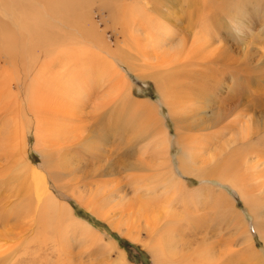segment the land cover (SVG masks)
Segmentation results:
<instances>
[{"label": "rangeland", "instance_id": "obj_1", "mask_svg": "<svg viewBox=\"0 0 264 264\" xmlns=\"http://www.w3.org/2000/svg\"><path fill=\"white\" fill-rule=\"evenodd\" d=\"M112 1L113 0H0V24L4 22L8 27H11L12 29L10 31L13 33V37L10 36V38L12 37L15 39L13 40L11 38L8 40L10 32L7 34L4 32L5 30L3 31V29L6 28L0 27V182L2 183V186H0V201L2 202L3 200V203H6L5 205L9 211L8 213L13 216L12 220L8 222L9 224L7 223L8 225L6 228H4V225L0 222V264H8L7 260L12 261L9 264H115L116 262V264H157V250L159 249L154 246L155 236H152L153 234L149 232L145 223L138 222L134 227H129L130 230L128 226L126 227L122 222H120V226L115 225L112 227L98 212L92 209L89 210L83 205V202H80L77 197H75V194L78 193L79 190H83L97 196H104L107 194L106 198L110 199L109 197L115 194L110 193L115 190L114 187L122 186L128 196V200H130L135 194L131 186V180L134 178H142L144 184H149L156 180V189L158 193H160L163 189L159 183L160 173L157 171L163 170V168H161V166L159 167L158 157H156L154 153L161 147L162 140H160L159 143L157 142V134H167V139L168 134L169 137H171V165L178 171L180 166L179 157L181 155H184L187 150L195 152V150H198L199 146L201 147L206 144L204 137H209L211 133L220 131L218 128L213 131H204L203 129L205 126H200L199 118H197V124L199 125L196 124L195 127L202 131L198 130L193 132L190 145L192 149H187L186 146L183 145H176L178 137L180 138L181 135V141L184 135L189 131L184 132L183 128H177L178 124L176 118L172 115L169 106L163 101V95L157 85L149 77L155 72V69H153L154 66L151 67V65H153L152 63L156 61L152 59L155 57L154 53H152L153 55L146 56L149 57L150 61L139 52L129 47V44L134 46L136 42H142L145 44L146 48L147 46L150 48V52L154 51V47L151 46L152 37H149L151 33L148 34L146 30L145 33H143L142 30H138V28H147L144 22L145 19L139 21L137 25H135L136 21L141 19H134L130 24H127V22L124 23L121 19H114L111 21L108 17V12L106 9H103V7L105 4L111 5ZM216 1L219 2L220 0H143L138 6H144L146 2L150 4L148 7L150 8L149 10L151 12L149 11V13L151 15L148 17L145 15L147 17L145 18L150 19V21L152 18L159 19V22L171 21V31L173 32H167L165 38L167 39L168 36L172 39L166 44V49H168L170 53L174 52V50L178 49L180 46H182L181 48L184 49V52L186 51L185 53L191 50L194 44L196 45L195 47L199 45L200 48L202 47L203 44H196L194 41V34L196 31L198 32V28H195V26H200V28H202L201 30H211L214 41L216 40L213 42V50L219 51L221 48L223 50L226 46L224 42H228L225 50H229L232 55V61H230L229 67L220 63L215 64L216 61L214 59L211 62H208L209 59H203L201 60L203 61L200 64L201 66L197 68L191 67L197 74H203V72L207 71L211 72V70L215 72L216 75L213 81L216 79L220 81V98L226 97L231 87H234L233 85L237 83H242L244 79H246V81H244L245 84L242 86V90H244L243 87H245V90H248L249 86L252 85V90L255 92V87L261 86L259 92L261 95H264V0H260V10L254 0H248V9L244 14L239 16L238 19L237 17L232 18V16H222V18H220V23L215 25L214 22H206L202 18L207 11L204 9L206 8L205 5L207 3H215ZM71 4L74 5V7L77 6L75 8L77 10L76 14H79L78 16H80V14H89V19L87 20L88 22L86 21L84 24H82L83 21L75 22L73 23L74 25L71 24L73 29L69 31L65 30L61 26L62 24L58 23L62 21L63 14L59 16L57 11L62 8L64 11H67V6H71ZM136 4L137 3L133 2L132 6ZM28 5L36 8L37 12L31 11L28 14ZM124 8L132 9L127 5ZM25 14H27L29 18L24 17ZM56 14L57 18L55 17ZM165 14L166 16H164ZM254 14H258L259 19H253L252 16ZM167 16L168 19H166ZM53 18L57 20L54 21ZM204 19H206V17ZM37 20L39 21L37 22ZM27 22L30 24L28 25L29 27H34L33 29H35V26H38L35 25L36 23L33 24L34 22H41V24H44L43 26L47 27L48 32L53 34V37L56 36V39H60V43L63 38L62 36H67L69 38L67 39L68 45H66V47L63 45V48L59 49L58 43L56 44L51 40L46 43L44 39H41V36H44L42 31L45 32L46 29H43V27L39 28V26L37 27L38 32L36 31V34L34 33L35 39L28 33L26 34V31H23L24 35L21 36V34H19L20 30L16 32L18 28L17 25H19V23L24 25ZM57 25L60 26L56 27ZM130 25L135 26L137 29L133 27L135 29L133 30ZM157 26L159 27L158 24H155L153 27L158 28ZM59 28H62V31H60ZM77 28L82 31L81 34H77ZM91 28L93 31H90L92 30ZM86 31L87 34L82 35ZM149 31L155 32L152 27ZM68 32L71 34L69 35ZM37 33L40 35H37ZM96 34L105 40L104 43L108 45V49L103 47L104 43L103 45L102 43L99 44V42H101L100 38L92 36ZM129 37L132 43L129 42ZM136 38L141 40H136ZM144 38L146 39L144 40ZM37 39L43 41L44 45L38 46L35 43ZM94 39L98 41V45H95ZM183 40H185V44ZM203 40H205L204 37ZM219 40L222 41V44H220ZM10 41L11 44L13 43V46L10 45L12 47L11 49L8 43ZM149 48L147 49L149 50ZM200 51H202V49ZM121 54L131 59L136 70H131L127 63H123L120 60L121 58H118ZM236 60H240L244 63V71H240L236 64ZM48 67L53 70L52 77L50 74L44 77L42 73L43 68ZM64 68L67 69L65 70ZM69 68L71 70H69ZM86 68L90 73L94 74H92L94 76L92 81L95 80L100 83V91L97 93L95 92V96H93L92 99L89 98L86 106L82 109L80 105H77L78 103L76 105L69 103L70 100L67 98L68 93L64 89V85H67V81L70 78L68 75L70 71L77 69L75 70V74L79 76ZM113 68H116V70L120 72L118 74L119 76L114 74ZM247 69H249V72ZM253 73H256L255 76H253ZM110 74L115 75L116 81H118L115 90L121 89L118 93L120 94L118 100H120L117 101L116 105L113 103L107 104L109 99L106 97L109 98L111 96V86H109V84H112V82L108 81L110 80L108 79V77L110 78ZM249 74H251L250 78L248 77ZM140 75H142L144 79H140ZM104 77H107L106 80ZM102 78L106 84L104 81L101 82ZM60 79H62L64 83L61 82ZM250 81H252L254 86ZM48 84H50L51 87ZM38 85H47L44 87L45 90L51 88L48 89V91L46 90L48 94L43 93L46 94L45 96L46 98L48 97V100H60V96H64L65 98H62L68 101L67 107L65 106L62 108V104H56L53 106L54 108H48L50 101L46 100L43 102L44 105L42 109H44L41 110V108H38L45 113L44 119L46 117L45 122H43V128L44 130L46 128L47 131L43 130L47 143L45 146H51L49 148L53 147L52 149H54L56 155L54 160L56 159L57 163L64 164L63 160L66 158V155H70L71 152L78 153L74 155L77 158L70 155L73 161L71 159V161L65 163L64 168L59 169L61 173V184L58 185L51 178H46V185L50 192H53L51 193L55 195L54 197L57 200L70 208V213L75 217L74 219L77 218L83 224H87V226L89 228L91 227L92 230L97 233L98 237L101 238V242L92 246L83 240L84 238L82 237H84V234L82 235V233L88 231V229L81 226L80 228L78 227L79 230L72 229L73 231L71 230L67 233L69 243H67L68 241L64 243L57 239L58 237H53L52 232H41L39 228L42 227L37 221L39 218L37 216L40 211V206L36 203L37 200L32 198L31 191L27 188L28 190H23V193L19 192L13 195V193H9L7 188L13 187V184H9L10 182L7 178L6 184L3 183L4 179L2 178V174L4 175L9 169L12 171L14 166L9 151L11 149V142L15 140L17 135L20 139L23 133L24 136H26V154L29 161L36 166L42 165L43 147L42 145L36 144L34 130L35 121L33 119L34 113H31V106L34 103L31 102L34 99L31 95V89L35 87L38 89V93L41 94L42 88ZM50 90H52V92H49ZM59 90L61 91L57 93ZM235 90L233 94L236 93ZM63 93L67 94L63 95ZM56 94H60V96ZM114 95L116 96V93ZM39 99L38 95V99L34 101L36 102ZM97 101L107 104L106 107L102 105L99 110H96L94 103ZM56 106H60L61 108H57ZM228 106L229 104L222 105V107L225 108ZM70 108L73 110L70 111ZM206 111L210 113V110L207 109ZM61 112L63 114H61ZM72 112L75 116L72 115ZM60 114L62 116L64 115V117L68 116L67 119H62ZM88 114L96 118L102 114V116H104L103 119L109 122V129H106L103 133L101 132V135L103 134L104 139L109 141L107 146H109L111 151L108 155L110 154L111 156L107 154L102 156L104 154L100 155L101 152L99 153L98 150V152L95 151L88 155V149L85 145L82 146L80 141H82L85 138L84 135L87 134V132L82 131V129H84L83 127H85V125H83L85 122L83 124L77 122H80L83 116L86 118ZM209 115L210 114H208V116ZM47 116L49 118H47ZM67 120H71V122ZM150 121L152 124H150ZM67 122L69 123L67 124ZM57 128L58 132L56 133L55 129ZM23 129H25L26 132H22ZM74 130L76 132H74ZM237 134L238 129L226 133L222 142L225 141L226 144L231 142V140L237 137ZM58 135L63 140L61 139L58 141V139L55 138ZM262 136L264 138V134ZM50 137L53 138L54 141ZM78 137L82 139L80 138L78 143H74ZM199 140L201 145H199ZM50 142L54 144L57 143L58 145L55 144L56 146H54V144ZM255 142H257V139ZM217 145L218 147L223 146L221 143H217ZM217 145L213 147L210 146L209 149L199 153V158H204V160L199 163L200 165L204 164L205 159L214 153V149ZM106 158H110L109 161L115 164H113V168H110V162H105V160H108ZM97 164L104 168L99 170ZM71 173H73V175ZM11 175L12 178L15 179V183L23 180L20 175ZM11 175H9V178L13 181ZM207 175L205 177L206 182L191 175H180V177L182 176L181 180L187 187L186 194H188V198L184 200V197L178 198V201L174 203L176 214H174V216L170 215L168 220H170V218L174 219L172 221L170 220L171 222L169 224L167 220L164 221L165 223L163 222V225L161 224V228H169V225L172 223L170 228L174 231L173 243L178 245L179 249H182V252H193L196 249L198 251L200 247L202 250H211V254L213 255L212 264L214 262H217L216 264H251L250 262L248 263L250 253L245 251L249 246L253 247L257 253L260 252L264 260V233H262L264 228L261 230L256 228V218L251 212V208L243 201L240 192L236 188L222 182L217 177H207ZM157 180H159V182ZM256 189L253 191L252 195L262 202V207L264 208V192L260 193V190ZM18 194L21 195L17 196ZM23 194L25 197H31V201L28 205H31L29 212L32 216L23 214L22 212L24 211H19L23 208ZM8 202H12V210L9 208ZM23 205L25 204L23 203ZM2 207H0V210ZM16 212L21 214L18 215ZM65 214L66 221H68L67 215L70 214L67 212ZM113 214L114 212H112V215ZM234 214L238 215L239 219H232L234 218ZM35 215L37 219L36 223L34 222L35 220L33 221ZM118 216L120 215L118 214ZM112 220L113 219H111V221ZM261 222L263 224L262 220H260V223ZM13 228H18L19 231H25L21 234L22 239L18 242L8 238L10 233L6 230H13ZM59 228L67 232L65 228L62 229L63 226L60 225ZM61 244L63 246H61ZM63 247L67 248L64 252H62ZM59 248L62 250L59 251ZM212 251L214 252L212 253ZM121 256L124 257V263L118 260ZM253 263L255 262H252V264Z\"/></svg>", "mask_w": 264, "mask_h": 264}, {"label": "bare ground", "instance_id": "obj_2", "mask_svg": "<svg viewBox=\"0 0 264 264\" xmlns=\"http://www.w3.org/2000/svg\"><path fill=\"white\" fill-rule=\"evenodd\" d=\"M68 1H70V0H68ZM142 1L143 0H135V1H133V0H117V1L113 0L111 5L105 4L103 9H106V11L108 12V17H109V19H111V21H113L114 19H121L124 21V23L127 22V24H130V22L132 20L134 21V19L135 20H137V18L141 19V20L136 21L135 25H137V23L139 21H143L145 19L144 22L147 25V28H142V29L138 28V30H142L143 33H145V30H146V32H148V34L151 33L149 37H152L151 38L152 39L151 40V42H152L151 46L154 47V51L150 52V48L148 46H147V48H149V50L146 48L145 44H143L142 42L140 43V42H136V41H135L136 43L134 46L129 44V47H130V49H134L135 51L139 52L143 57H146L148 55H153L152 53H154V56L156 57V58L155 57L152 58L153 60H156L155 62L152 63L153 65L150 64L151 67L154 66L153 69H155V72L152 73L149 77L157 85L158 89L160 90V92L163 95V101L169 106V108L171 109L172 115L176 118V122L178 124L177 128L178 127L183 128L184 132L189 131L184 135V137L181 141H180L181 135H180V138L178 137V140L176 141V145H183V146H186L187 149H192L190 145H191V141L193 138V132L198 131V130L202 131L201 129H196V127H195L197 124V118H199V123L201 124L200 126H202V127L205 126V128L203 129L204 131H213V130H216L217 128L220 129V131H216V132L211 133V135L209 137H204V139L206 140V144L204 146H201V147L199 146L198 150H195V152L192 150H187L184 153V155H181L179 157L180 166H179L178 171H176V169H174L173 166L171 165V159H170L171 137H169V134H168V139H167V134H165V135H164V133L157 134L160 137L159 138L158 136H156L158 138L157 142L159 143L160 140H162L161 141V147L159 148L158 151H155V153H154V155L156 157H158L159 167L161 166V168H163V170H158V171L155 170L158 173H160V175L158 174L160 182H159V180H157L161 184V187L163 189V191H160V193H158V190L156 189V184H157L156 180L153 182H150L149 184H144V182L142 181V178H134L131 180V186L133 187V189L135 191V192L134 191L133 192L135 194L133 197H131L130 200H128V196L126 195V192L122 186L114 187L115 190H113L110 193H115V194H113L111 197H109L110 199L106 198L107 194H105L104 196L103 195L97 196L93 193H87L86 191H83V190H79V192L75 194V197H77V199L80 202H83V205H85L89 210L92 209L93 211L98 212L104 219H106L110 223V225L112 227H114L115 225L120 226V222H122L123 225H126V227L128 226V228L134 227L135 224H137L138 222L145 223L147 225L149 232L151 234H153L152 236H155L154 237V240H155L154 246L158 247V249H159V250H157V254H158L157 264H212V259H213L212 256L213 255L211 254V250H209V249H207V250L203 249L202 250V248L200 247L198 251L196 249L193 252H188V251L182 252V249L180 250L178 245L173 243L174 242L173 241V232L174 231L171 230V228H170V225L172 223L169 225V228H164V229L161 228V224L166 220L168 221V224H169L174 219V218L173 219L170 218L171 221L168 220L170 215L174 216V214H176L174 203L176 201H178V198L184 197L183 200L188 198V194H186V188L187 187L185 186L184 182L181 180L182 176L180 177V175L181 174L191 175V176L200 178V179L205 181V179H206L205 177L208 174L207 177H217L222 182L230 184L232 187L236 188L240 192L243 201H245V203L251 208L250 210L253 213L254 217L256 218V228L260 229V230L264 228V208L262 207V202H260V200L253 197V195H252L253 191L256 188H257L256 190H258V189L260 190L259 191L260 193L264 192V138L262 136L264 134V95H261V93L259 92L261 86L255 87V89H256L255 92H254V90H252L253 89L252 85H250L251 87L248 85L249 86L248 90H245V87H243L244 90H242V86L245 84L244 81H246V79L243 80V78H244L243 77L242 78L243 81L241 80L242 83L239 81L240 85L238 83H237L238 85L237 84L233 85L234 87H231L229 94L224 98H220L221 97V88H220L221 85L219 86L220 81H218L217 79L215 81H213V78L216 75L215 72H213L211 70V72L207 71V72H203V74H199V73L197 74L193 68L194 67L197 68V67L201 66L200 64L203 62L201 60H203V59L204 60L209 59L208 62H211L214 59L216 61L215 64L220 63L226 67H229L230 61H232V57H231L232 55H231V52L229 50L228 51L225 50V47L227 46L228 42L225 43L222 39L224 44H226V46L223 48V50H222V48L219 51L213 50V48H212L213 42H215L216 40L214 41V37L212 36L211 30L210 31L201 30L202 28H200V26H198V27L195 26V28H198V32L196 31V33L194 34V41L196 44H203L202 47L200 48L199 47L200 45L198 47H195L196 45L194 44V46L191 48V50H189V51H187V53H185L186 51L184 52V49L181 48L182 46H180L178 49L174 50V52L170 53V52H168V49H166L167 48L166 44H168V42L172 39L168 36H167V39H165V38H166L167 32H170V33L173 32V31H171L172 30L171 29V21L170 22H167V21L166 22H159L158 21L159 19L157 20V19L152 18L151 21H150V19H146L148 16L151 15L149 13L150 8L148 7L150 4L148 2H146L144 4V6H138V4H140V2H142ZM197 1H199V0H197ZM261 1H263V0H261ZM133 2L137 3V4L135 6H132ZM211 2H213V1H211ZM216 2L211 3V4L207 3L205 5L206 8H204L207 11L203 15L204 17L202 16L203 20H205L206 22H210V23L214 22L215 25L220 23V21H221L220 18H222V16H229V17L232 16V18L237 17V19H238V17L241 16L242 14H244L246 12V10L248 9V4H247L248 0H220L219 2H217V3ZM254 2H256V4L258 6L261 5L260 0H254ZM126 5L130 6L132 9L124 8V7H126ZM71 6H72V9H71ZM71 6L70 5L67 6V11H64L63 8L57 11V14H59V16L61 14H63L62 21H60V22L57 21V22L59 24H62L61 26L65 30H69V31H72V29H73L71 24L74 25L73 23L78 22V21H83V23L82 22L81 23L84 24V22H86L89 19V14L88 15H81L80 14V16H78L79 14H76L77 10L75 8L77 6L74 7V5H72V4H71ZM65 7H66V5H65ZM259 10H260V6H259ZM27 11L29 14V12H31V11L32 12L36 11V8L28 5ZM161 13H162V11H161ZM57 14L55 16L56 18H57ZM121 14H122V16H121ZM207 14H209V15H207ZM145 15H147V17ZM37 16H38V14H37ZM164 16H166V14ZM6 17H7V14H6ZM24 17L27 18L28 15L25 14ZM205 17H206V19H204ZM13 18L15 19L14 16H13ZM252 18L253 19H259V16H258V14H254L252 16ZM166 19H168V16L166 17ZM39 20H41V19H39ZM39 20H37V22ZM53 20L55 21L57 19L53 18ZM37 22H34V23L32 22V23L33 24L36 23L35 25H38L39 28L43 27V29H46L45 32L42 31V33H44V36H41L42 37L41 39H44L46 41V43L50 40L56 44L58 43L57 45H59V49H62L63 45L65 47H66V45H68L67 39H69V38L67 36H65V35L62 36L64 39L62 38L61 43H60V39H56V36L53 37V34L48 32L47 27L43 26L44 24H41V22H39L41 24L40 25ZM1 23H3V24H0V27L6 28V29L2 28L3 31L5 30L4 32H6L7 34L10 32V35L8 37V40H10L13 37V35H12L13 33L10 31L12 28L8 27L6 24H4V22H1ZM155 24H158L159 27L157 26L158 28H154L153 26ZM28 25H30L28 22L24 25H21L19 23V25H17L18 28H17L16 32H18V30H20L19 34H21V36H23L24 35L23 31H26V34L28 33L29 35L33 36L35 39V34H36L38 26H35V29H33L34 27L32 28L31 26L29 27ZM140 25H139V27H140ZM13 26H15V25H13ZM58 26H60V25H57L56 27H58ZM131 27L133 28L135 26L132 25ZM151 27L153 30H155V32L149 31ZM135 29H137V28L135 27ZM135 29L133 28V30H135ZM125 30H127V29H125ZM129 30H132V29H129ZM212 30H213V28H212ZM40 31H41V29H40ZM60 31H62V28L60 29ZM87 31L84 32V34H82V35H86ZM90 31H93V29ZM76 32H77V34L82 33V31L79 28L76 29ZM139 32H141V31H139ZM39 33H37V35ZM46 33L48 34V36ZM70 34L71 33H69V35ZM135 35H137V34H135ZM138 35H140V34H138ZM10 36H12V37L10 38ZM92 36H94L96 38L97 37L100 38L101 42H99V44L102 43V45H103L105 40H103L102 37L97 36V34L92 35ZM88 37H91V36H88ZM135 37H132V38H135ZM203 37L205 40H203ZM12 39L15 40L14 38H12ZM95 39H94V41H95ZM145 39L146 38H144V40ZM184 39H185V37H184ZM88 40H90V39H88ZM130 40H131V38L129 39V42L132 43V41H130ZM136 40H141V39L136 38ZM142 40H143V38H142ZM185 40H183V43L185 42ZM219 41H220V44H222V41L221 40H219ZM8 43H9V48L11 49L12 48L11 46H13L12 45L13 43L11 44V41ZM35 43L38 46L44 45L43 41H40L39 39H37ZM94 43H95V45H98L97 40ZM38 46H37V48H38ZM93 46H94V44H93ZM103 47L105 49L109 48L108 45H106L105 43H104ZM201 49H202V51H200ZM25 50H26V48H25ZM27 50H28V48H27ZM102 51H104V50H102ZM118 58H121L120 60L123 63H127L128 66L131 68V70H136L135 66L131 62V59L126 58L122 54L120 55V57L118 56ZM146 58L148 60H150L149 57H146ZM236 62L235 63L237 64L240 71H244L245 70V69H243L244 63H242V61H240V60H236ZM147 64H149V63H147ZM191 67H193V68L191 69ZM64 69L66 70L67 68H64ZM65 70H64V73H65ZM69 70H71V69L69 68ZM75 70H77V69H75ZM75 70L70 71V73L68 74L70 76V78L67 81V85H64V89L67 91L68 94L67 93H65V94H67V96H68L67 98H69V100H70L69 103H71L72 105L73 104L76 105L78 103L77 105L78 106L80 105V108L83 109L86 106L88 99L89 98L92 99L93 96H95V92L97 93L98 91H100V83L96 82L95 80H94L95 82L92 81V79H94L93 78L94 74L90 73V71L87 68L84 69V71H83L84 74L83 73L80 74L79 72H76V73L80 74L79 76H77L75 74ZM79 70H81V69H79ZM247 70L249 72V69H247ZM113 71L115 72L114 73L115 75L119 76L118 74L120 72H118L116 70V68H113ZM253 71H254V69H253ZM37 72H38V70H37ZM42 73H43L44 77H47L49 74L51 76L53 73V70H52V68H49V67L43 68ZM246 74H248V73H246ZM255 74L253 76H255ZM29 75H30V73H29ZM115 75L110 74V78L108 77V79H110V80L107 79L108 81L112 82V84L109 82L110 83L109 86H111V92H110L111 96L109 98L106 97L107 99H109L107 101V104L113 103L116 105L117 101L120 100V99L118 100V97H120V94H118V93L120 92L121 89L115 90L116 86L118 84L117 83L118 81H116L117 79H116ZM250 75L251 74H249V76H248L249 78H250ZM64 76H65V74H64ZM104 78L106 80L107 77H104ZM140 79H144V77L142 75H140ZM60 80H61V82L64 83V81H62V79H60ZM103 81L104 80L102 78L101 82H103ZM236 81H238V80H236ZM252 81H250V82L252 83ZM104 83H105V81H104ZM48 85H50V84H48ZM38 86H40V88H42L41 94L38 93V89L33 87V89H31L32 94L31 93L30 94L32 95V97L34 99H33V101H31V100H29V101H31L32 103L34 102L33 103L34 105L32 104V106H31V113L32 112L34 113L33 119L35 121L34 130H35V135H36V144L42 145V147H43L42 165L40 164L41 166H36L35 164H32L29 161V159L27 158V154H26V148H27L26 136H24V133H23L21 135V139H20L17 135L15 137V140H13L11 142V149L9 148L10 149L9 152L11 154L8 152L10 157H12L11 160H13L14 166L12 168V171L9 169L5 172L4 175L2 174V178L4 179L3 183L6 184V178H7L10 182L9 184H11V185L13 184L12 185L13 187H7L9 193H13V195H16L19 192L23 193V190L25 191V190L29 189V191H31L32 198L37 200L36 203L38 204V206H40V211H39V214L37 216L39 218L37 220L36 215H35V217H33L34 218L33 221L35 220L34 222L36 223V220H37L40 223L42 228H39V229L41 230V232H44V231L52 232L53 237H56V238L58 237L57 239H59L60 241H63L65 243L68 241V238H67L68 234L67 233H69L72 229L79 230V228L81 226L83 228L88 229V231H85L82 233V235L84 234V237H82V238H84L83 240H85L90 246H92L96 243L101 242L102 241L101 238H99L97 233L94 230H92L91 227L89 228L87 226V224L86 225L83 224L77 218L74 219L75 217H73L70 213L71 212L70 208L67 207L64 203H61L59 200H57L54 197L55 195L52 194L53 192L51 191L52 192L51 193L50 190L48 189L47 185H46V182H45L46 178H48V179L51 178L55 183L60 185L61 184V179H60L61 173H60L59 169L64 168L65 163L71 161L72 157L70 155H72L74 158H77L74 155H76L78 153H74V152L72 153L71 152L72 154L70 153V155H66V158L63 160L64 164L63 163H57V160L56 159L54 160V157L56 155H55L54 149H52L53 147L49 148L51 146H49V147L45 146V144H47L46 140H45L46 136L44 135V131H46V128L44 130L43 122H45L46 117L44 119L45 113L41 110L44 109V108L42 109V107L44 105L43 102L48 100V97L46 98L45 95L48 94L47 91H48V89H51V88L46 89L47 90L46 91L44 87L47 85H44V86L38 85ZM62 86H63V84H62ZM253 86H254V84H253ZM50 87H51V85H50ZM222 88H223V86H222ZM39 90H41V89H39ZM234 90L236 92L235 94H233ZM60 91L61 90L57 91V93ZM49 92H52V90H50ZM114 92L116 93V96L114 95L115 94ZM43 93H46V94H43ZM65 94L63 93V95H65ZM106 94H107V92H106ZM38 95H39L40 99L35 102L34 100L38 99ZM58 95L60 96V94H58ZM62 97H64V96H60V100H57L54 96V98L56 99L55 101L48 100V101H50L48 108H52L56 104L57 105L62 104V108H64L65 106L67 107L68 101H66V99H63ZM218 98H220V99H218ZM246 98H249V99H246ZM31 102H30V104H31ZM107 104H104L103 102L97 101L94 103V107L96 108V110H99L100 106L103 105V107H106ZM118 104H119V102H118ZM223 104H229V106L225 108V107H222ZM58 107H60V106H58ZM38 108H41V110ZM207 109L210 110L209 111L210 113H207V111H206ZM58 110H60V109H58ZM66 110H67V108H66ZM72 110L70 108V111H72ZM63 112H64V110H63ZM73 112H75V111H73ZM61 114H63V113L61 112ZM102 114H100V116H98L97 118L93 117L92 115L90 116L88 114L86 116V118H84V116H83L80 119V122H77L79 124L80 123L83 124L85 122L83 124V125H85V127H83L85 130L82 129V131L87 132V134L84 135L85 138L82 140L83 142L82 141H80V142L82 143V146L85 145V147L88 149V155H90L91 153L98 150L99 153L101 152L100 155L104 154L102 156H105L106 154L108 155V153H110V151H111V149H109V146H107L109 144V141L107 139H104L103 134L101 135V132L103 133L106 129H109V122L106 121L105 119H103L104 116H102ZM208 114H210V115L208 116ZM72 115H74V113ZM57 116H59V115H57ZM61 117H62V119H65V118L67 119L68 116L64 117V115L63 116L61 115ZM47 118H49V117L47 116ZM78 118H79V116H78ZM67 121L71 122V120H67ZM68 123L69 122H67V124ZM150 124H152L151 121H150ZM83 125H81V126H83ZM197 125H199V124H197ZM234 129H238L237 137L234 140H231V142H229L227 144L225 143V141L222 142L225 134L230 132V131H233ZM111 130H113V129H111ZM82 131H81V133H82ZM22 132H26V130L23 129ZM55 132L56 133L58 132V128L55 129ZM74 132H76V131L74 130ZM50 133H51V131H50ZM71 133H68V134H71ZM82 137H83V135H82ZM55 138L58 139V141L62 139V138H60L59 135L56 136ZM80 138L79 137L76 138L74 143H78ZM199 138H200V135H199ZM51 139L53 140V138H51ZM51 139H49V140H51ZM256 139H257V142H255ZM217 143H221V144H223V146L218 147ZM51 144H54V143H51ZM55 144H57V143H55ZM55 144H54V146H56ZM199 145H201L200 140H199ZM214 145H217V147H215V149H214L215 150L214 153H212L211 155H209L205 159L204 164L200 165L199 163L202 162L204 160V158H199V153L201 151L209 149L210 146L213 147ZM50 149H52V150H50ZM83 150H85V149H83ZM66 151H68V150H66ZM84 154H86V153H84ZM106 159H108L107 161L104 159L106 163L110 162L109 161L110 158H106ZM87 160H89V159H87ZM102 160H103V158H102ZM72 161H73V159H72ZM109 164L111 165L110 168H113L114 163L110 162ZM97 168L99 170H101L104 167L97 164ZM63 170H65V169H63ZM67 170H69V169H67ZM109 171L111 172L110 169H109ZM11 174L20 175V177L23 178V180L15 183L14 182L15 179L12 178ZM71 174L73 175V173H71ZM9 175H11V178L13 181L10 180ZM0 184H1L0 186H2L1 182H0ZM122 193H124V194H122ZM77 194H78V196H77ZM20 195L21 194H18L17 196H20ZM17 196H15V197H17ZM22 198H23L22 201L25 205H23V203H22L23 208H21L22 210L20 209L19 211H24V212H22L23 214H26L28 216H32V214L29 212V209H31V207H30L31 205H28V203H30V201H31V199H30L31 197L30 196L25 197V195L23 194ZM5 204L6 203L5 202L3 203V200H2V202L0 201V207L3 206L2 209L0 210V222L4 225V228H6V226L9 224L8 222H10L12 220V217H13L8 213L9 211L7 210L8 208ZM218 204L220 205L219 202H218ZM8 206L12 210V207H11L12 202H8ZM66 212L70 214V215H67L68 221H66L67 219L65 217ZM112 212H114V214H116V215H114V214L112 215ZM12 214L15 215L14 213H12ZM16 214L20 215L21 213L16 212ZM118 214L120 216H118ZM233 217L234 218H232V219H236V220L239 219V216L236 214H234ZM111 219H113V220L111 221ZM260 220L263 221V224H262V222L260 223ZM173 223H175V222H173ZM60 225L63 226L62 229L65 228V230L67 232H64V230L63 231L60 230V228H59ZM130 228H129V230H130ZM244 228H245V226H244ZM6 231H8L10 233L9 237L8 236L7 237L11 238L15 242L20 241L22 239L21 234L23 232H25L24 230L19 231L18 228H13V230L8 229ZM162 232H164V233H162ZM262 233H264V231ZM69 236H71V235H69ZM67 243H69V241ZM61 246H63V245L61 244ZM62 249L59 248V251L62 250V252H64V250H66L67 248L63 247ZM68 251H69V249H68ZM245 251L250 253V258L248 259V263L250 262L252 264V262H255L257 264L258 263L264 264V260L262 259L260 252L257 253L253 247L249 246V248H247V250H245ZM213 252L214 251H212V253ZM60 254H61V252H60ZM118 260L120 262L124 263V257L121 256L120 258H118ZM7 262L9 264L12 261L7 260ZM216 263L217 262H214L213 264H216ZM255 263H253V264H255ZM218 264H220V263H218Z\"/></svg>", "mask_w": 264, "mask_h": 264}]
</instances>
